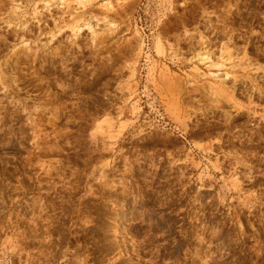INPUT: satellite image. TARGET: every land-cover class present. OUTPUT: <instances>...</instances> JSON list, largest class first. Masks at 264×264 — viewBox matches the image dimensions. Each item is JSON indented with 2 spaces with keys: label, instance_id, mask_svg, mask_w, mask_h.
I'll use <instances>...</instances> for the list:
<instances>
[{
  "label": "rangeland",
  "instance_id": "obj_1",
  "mask_svg": "<svg viewBox=\"0 0 264 264\" xmlns=\"http://www.w3.org/2000/svg\"><path fill=\"white\" fill-rule=\"evenodd\" d=\"M0 264H264V0H0Z\"/></svg>",
  "mask_w": 264,
  "mask_h": 264
},
{
  "label": "bare ground",
  "instance_id": "obj_2",
  "mask_svg": "<svg viewBox=\"0 0 264 264\" xmlns=\"http://www.w3.org/2000/svg\"><path fill=\"white\" fill-rule=\"evenodd\" d=\"M25 52H26V51H25ZM31 52H32V50H31ZM37 52H38V51H37ZM28 53H29V52H28ZM28 53H27V55H26V53H25V55L28 56V55H29ZM21 55H22V54H21ZM37 55H38V53H37ZM39 55H40V54H39ZM29 56H30V55H29ZM21 57H22V56H21ZM23 57H24V55H23ZM23 57H22V58H23ZM35 57H36V56H35ZM40 57H41V56H40ZM42 57H43V56H42ZM20 59H21V58H20ZM20 59H19V60H20ZM15 60H16V59H15ZM24 60H25V59H24ZM36 60H37V59H36ZM16 62H17V61H16ZM19 62H20V63H21V62L24 63V61H21V60H20V61H18L16 64H19V65H20ZM24 64H25V63H24ZM24 64H23V65H24ZM21 65H22V64H21ZM18 70H19V69H18ZM20 70H21V69H20ZM21 71H22V70H21ZM16 72H18V71H16ZM1 75H2V74H1ZM2 77H3V75H2ZM4 77H5V76H4ZM4 77H3L2 81H3V80H6V79H5L6 77H5V78H4ZM17 78H18V77H17ZM14 80H15V79H14ZM16 80H17V79H16ZM7 81H8V80H7ZM92 135H93V134H92ZM92 135H91V136H92ZM95 135H96V134H94L92 137H93V138L96 137ZM93 152H94V151H93ZM91 154H92V152H91ZM94 154H95V153H94ZM87 155H89V154H87ZM93 156H94V155H93ZM84 157H85V156H84ZM90 157H92V156H90ZM88 160H89V159H88ZM92 162H93V161H92ZM90 163H91V162H90ZM88 165H89V164H88ZM85 166H86V168L88 167V166L86 165V163H85ZM85 166H84V167H85ZM95 167H96V166H95ZM104 167H105V166H104ZM106 167H107V165H106ZM106 167H105V168H106ZM86 168H85V169H86ZM87 169H88V168H87ZM106 169H107V168H106ZM95 172H96V170H95ZM95 172H94V173H95ZM90 174H91V173H90Z\"/></svg>",
  "mask_w": 264,
  "mask_h": 264
}]
</instances>
